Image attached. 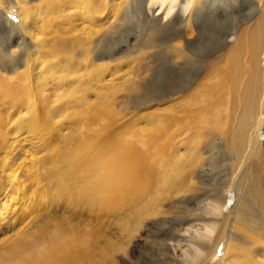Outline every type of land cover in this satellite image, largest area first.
Listing matches in <instances>:
<instances>
[{"label": "bare ground", "instance_id": "1", "mask_svg": "<svg viewBox=\"0 0 264 264\" xmlns=\"http://www.w3.org/2000/svg\"><path fill=\"white\" fill-rule=\"evenodd\" d=\"M120 1L0 8V264H264V0ZM141 95L134 139L85 123Z\"/></svg>", "mask_w": 264, "mask_h": 264}, {"label": "rangeland", "instance_id": "2", "mask_svg": "<svg viewBox=\"0 0 264 264\" xmlns=\"http://www.w3.org/2000/svg\"><path fill=\"white\" fill-rule=\"evenodd\" d=\"M16 1L17 0H3V4L2 5H0V8L1 9H3L4 7L7 9L6 10V13H8V15L9 16H12V21L13 22H18V18H17V16H16V12H15V8H16ZM65 2H66V0H64ZM120 0H117V1H114V0H107V2L108 3H110L109 5L111 6V4H116V3H118ZM125 1V2H124ZM124 1H120V2H122V6H121V9L119 10V12H113V13H111L110 14V16L111 15H113V14H115V15H117L118 13L120 14V15H123L124 14V16H123V18H124V21L126 22V23H130V25L131 24H134V25H136L137 27H140L139 28V30H141V32H144V33H142V34H146L145 32L146 31H144L145 29H146V23H143V21L141 20V18H142V13H140L141 12V1L140 0H124ZM32 2V1H31ZM1 3H2V0H1ZM0 3V4H1ZM32 4H37V1H33L32 2ZM14 6H15V8H14ZM177 9H178V7H175V9H174V11H173V13L170 15L171 17L173 16V14H174V12H176L177 11ZM239 9V10H238ZM238 9H236L235 11H234V14L235 15H237L238 17V19L236 20V22H239V19H240V17H242L241 15H245L246 13L248 14L249 12H250V10L249 9H240V8H238ZM69 10V9H68ZM73 10V9H72ZM122 10V11H121ZM77 11V10H76ZM75 11V12H76ZM74 12V10L73 11H71V12H69V11H67V13H73ZM188 12H189V10H188ZM188 12H186V14H185V16L188 14ZM110 13V12H109ZM117 13V14H116ZM100 17H101V19L102 20H100V21H102L103 22V20H104V18H105V16L104 15H98V19H100ZM103 17V18H102ZM127 17V18H126ZM114 20L112 19L111 20V22H113ZM80 22V21H79ZM78 22V23H79ZM76 23V24H75ZM77 21H72L71 22V24L73 25V24H75L76 26H77ZM81 24V23H80ZM85 24H87V23H84V24H82L80 27H87L88 26V24L87 25H85ZM75 25H73V26H75ZM144 25V26H143ZM63 27V28H62ZM69 26H61V28L64 30L65 28L67 29ZM61 28H59L60 29V31H62V29ZM73 28V27H72ZM77 28H78V26H77ZM76 27L74 28V29H70L71 30V32L72 31H74V32H76L77 30H79V28L77 29ZM142 28V29H141ZM69 30V29H68ZM156 30H162L161 28H159L158 27V29H156ZM117 48H115V50H116ZM2 50V49H1ZM0 50V51H1ZM148 59L146 60V59H141L140 60V62L137 64V72H139L137 75H139L140 77H141V75H142V73H143V70L142 69H144L145 67H146V65L148 64ZM220 61V60H219ZM222 63H220V65H221ZM148 67V66H147ZM80 69V68H79ZM82 69V70H81ZM80 70L83 72V68H81ZM144 77V76H143ZM85 77H83L82 76V78H81V80H79V82L78 83H83V84H86L87 82H89V80L90 79H88V77H86L85 79H84ZM87 79H88V81H87ZM136 80H138V78H136ZM73 83L75 82L76 83V81H74V80H71ZM87 81V82H86ZM140 82V80H138V83ZM165 93V92H164ZM164 93H162V94H164ZM142 96H144L143 98H142ZM151 96H152V94H151ZM150 95H141V96H139V99L140 100H143V102H139L140 100H137V107L135 108V102H130V101H128L127 99H125V98H123V97H119V98H117V100H116V106H115V110H116V112H117V115L119 114V116L117 117V115H111V118H110V115H108L107 117H103V118H96V114H98V111H97V101L96 100H94L95 98L92 96L89 100H90V105H92V106H94L93 107V109H90V110H88V111H85L84 113H86V115H88V113H89V115L88 116H86V118L84 119L85 120V123L86 122H91V124L92 125H94V126H96V124L98 123L99 124V122L101 123V125H103L102 124V122H105V125H108L109 124V122H111V124H110V126H112V127H110V128H108V132H109V137L106 139V142L107 143H110V142H113V141H115L116 139H117V137H120L121 139H124V140H126V141H128V140H132V139H134L135 137H136V135H138V131L140 130V129H143V127H144V124L142 123V120H141V118L142 117H144V116H148V115H150V114H154V110H155V108L157 109L158 108V106L160 107V109H164V107L166 108V106H167V99L165 98V100H163V102L162 101H159V103L158 104H160V105H158V104H156L155 102H152L153 100H154V97H151ZM163 96V95H162ZM153 98V99H152ZM162 99H163V97H161ZM152 99V100H151ZM161 99V100H162ZM94 100V101H93ZM150 101V102H149ZM161 102V103H160ZM69 104V103H68ZM67 104V105H68ZM132 104V106H130ZM141 106V107H140ZM69 107V106H68ZM139 107V108H138ZM154 109V110H153ZM93 110V112H91ZM153 110V111H152ZM159 110V109H158ZM155 112H156V110H155ZM139 114V115H138ZM141 116V117H140ZM93 119L92 121H90V119L91 118ZM83 120V121H84ZM84 122L83 123H81V124H79V126H78V128H80V126L81 125H86ZM97 124V125H98ZM100 125V124H99ZM263 136L261 137V142H264V130H263ZM11 139L13 140L14 138H12L11 137ZM15 140V139H14ZM23 145H25V144H23ZM34 146V149H32L31 147H30V145L28 144V149L27 150H29V149H31L32 151H34L35 150V145H33ZM39 145H37V147H38ZM24 149H26L25 147H24ZM261 161H263L261 164H262V166H264V158L263 159H260V162ZM264 168V167H263ZM29 185V183H27V188L29 187L28 186ZM28 193V192H27ZM29 197V196H28ZM3 199V198H2ZM233 199V198H232ZM233 202H234V199H233ZM13 204V203H12ZM11 204V205H12ZM13 206V205H12ZM20 204L19 203H17V205L15 204V206L13 207V208H15V209H17V208H19L20 209ZM17 207V208H16ZM10 209H11V207H9ZM9 209V210H10ZM9 219V218H8ZM20 220H22V222H24V219L23 218H20ZM22 228V227H21ZM220 258H221V253H217V255L215 256V259L213 260V262L214 263H216V262H218L219 260H220Z\"/></svg>", "mask_w": 264, "mask_h": 264}]
</instances>
